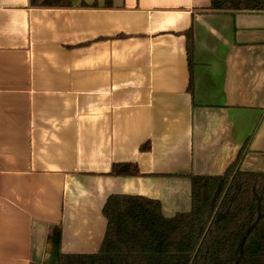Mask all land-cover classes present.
<instances>
[{"label": "crops", "instance_id": "1", "mask_svg": "<svg viewBox=\"0 0 264 264\" xmlns=\"http://www.w3.org/2000/svg\"><path fill=\"white\" fill-rule=\"evenodd\" d=\"M209 6L0 0V264L98 253L112 195L189 212L192 179L225 175L249 139L239 172L264 175V13Z\"/></svg>", "mask_w": 264, "mask_h": 264}, {"label": "trees", "instance_id": "2", "mask_svg": "<svg viewBox=\"0 0 264 264\" xmlns=\"http://www.w3.org/2000/svg\"><path fill=\"white\" fill-rule=\"evenodd\" d=\"M30 4L71 8V0H30ZM207 11L264 13V0H210ZM186 36L192 91V30ZM249 142L225 175L192 179L189 212L165 217L160 201L110 196L103 209L107 231L100 251L62 255L58 264H264V175L239 172ZM112 174L135 176L138 168L115 164Z\"/></svg>", "mask_w": 264, "mask_h": 264}]
</instances>
